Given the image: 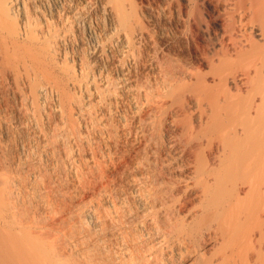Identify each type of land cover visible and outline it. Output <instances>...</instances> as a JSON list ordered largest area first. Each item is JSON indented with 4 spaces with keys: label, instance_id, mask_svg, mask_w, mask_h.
Listing matches in <instances>:
<instances>
[{
    "label": "bare ground",
    "instance_id": "6f19581e",
    "mask_svg": "<svg viewBox=\"0 0 264 264\" xmlns=\"http://www.w3.org/2000/svg\"><path fill=\"white\" fill-rule=\"evenodd\" d=\"M0 264H264V0H0Z\"/></svg>",
    "mask_w": 264,
    "mask_h": 264
}]
</instances>
